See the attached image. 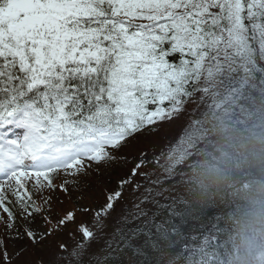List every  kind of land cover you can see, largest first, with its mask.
<instances>
[{"label": "snow or ice", "instance_id": "snow-or-ice-1", "mask_svg": "<svg viewBox=\"0 0 264 264\" xmlns=\"http://www.w3.org/2000/svg\"><path fill=\"white\" fill-rule=\"evenodd\" d=\"M255 49L264 50V0H0V190L19 191L22 178L35 177L40 192L63 170L74 178L61 185L67 191L93 164L114 161V151L143 127L179 113L206 61ZM152 184L155 196L146 188L119 221L117 248L137 247L139 236L162 239L171 249L166 264H209L223 226L186 236L169 220L157 223L147 205L165 208L155 197L167 189ZM120 197L110 194L96 212L97 230ZM17 203L25 218L41 212L30 195ZM3 210L0 228L13 242L34 244L75 219L67 212L56 229L38 236L31 227L21 231L17 217ZM79 231L74 246L59 245L68 264H88L96 232ZM0 264H12L5 240Z\"/></svg>", "mask_w": 264, "mask_h": 264}, {"label": "trees", "instance_id": "trees-1", "mask_svg": "<svg viewBox=\"0 0 264 264\" xmlns=\"http://www.w3.org/2000/svg\"><path fill=\"white\" fill-rule=\"evenodd\" d=\"M254 51V54L251 52L253 58L246 64L250 66V72L246 75L248 81L243 80L245 72L241 74L240 69H236L230 74V90L216 87L204 93L206 103L197 115V123L200 125V122H204L202 139L205 142L210 140L205 155L197 150L189 158V164L185 158L178 163L174 162V158L165 162L163 168H170V164L176 165L184 173L183 176L175 174L182 186L176 189L174 184L166 179L162 185L167 191L163 196L155 197L166 207L158 209L152 203L147 205L150 211L157 213V223L169 220L186 236H199L209 228H212V234H215V227L222 225L223 229L219 234L220 246L207 258L209 264H264V248L256 245L257 233L253 226L254 212L264 207V70L259 62L255 61L258 57L256 49ZM230 59V55H223L217 69H229ZM204 66L198 76L202 74ZM260 68L262 78L257 73ZM253 70L256 73L251 72ZM253 83L256 87L258 84L260 89L251 90L262 94V98L258 97L257 104L251 109L245 107L241 114L238 109L239 120L221 124L211 117L209 99L220 104L233 97L237 98L241 92L251 94V91H246L241 86L245 84L250 87ZM190 87L193 89L191 92L195 93L205 89L195 82ZM206 112L208 117L205 119L203 114ZM171 171L172 169H163V174L166 172L169 177ZM152 189L155 196L158 186ZM146 194L130 204L127 214L135 211L134 205ZM10 211L13 212V209ZM123 216L116 218L117 224L111 229H107L110 224L105 226L103 231L92 229L96 232V239L86 257L88 264H166L171 249L162 239L158 242L139 236L135 242L137 247L129 249L121 245L117 248L119 241L114 236L116 231L112 230L123 227L119 223ZM72 226V236L77 237L78 242L82 238L78 229L84 226V222L80 223L77 230L75 225ZM130 227H135V224ZM108 244H112L111 249L107 247ZM100 245L102 248L98 250ZM37 252L33 247L30 248L29 254L34 259L30 260L31 264H44L47 255L36 254ZM50 264H68L67 256L50 260Z\"/></svg>", "mask_w": 264, "mask_h": 264}, {"label": "rangeland", "instance_id": "rangeland-1", "mask_svg": "<svg viewBox=\"0 0 264 264\" xmlns=\"http://www.w3.org/2000/svg\"><path fill=\"white\" fill-rule=\"evenodd\" d=\"M256 53L258 58L255 61H258L264 70V50L256 49ZM226 54L230 55V57L233 54L235 55L234 58L236 59L232 58L234 61L231 60L230 64L234 63L231 66L240 64L241 70L239 73L241 74L244 73L242 69H246L243 80L247 79L246 81H248L246 75L250 71L246 64L250 61V58H253L250 50H244L241 55L228 50L218 54L216 63L206 61L202 74L203 79H208V81L205 82L206 87L203 92L197 95L191 93L187 97V102L181 105V111L173 113L171 118L165 116L163 120H157L154 124L145 126L135 137L128 138L118 150L114 151L113 154L116 157L114 161L102 163L99 166L93 164L86 172L79 175L77 183L73 184L70 182L66 185L67 191L61 190V185L65 180L72 181L74 178L66 175L63 170L57 172V176H52V188L46 187L40 192L36 191L35 177L22 178L24 186L19 191L7 186L0 190V195L6 193L3 206H0V216H7V213L3 210L4 207L12 209L15 206L16 210L13 209V214L17 217L20 230L23 231L26 227H31L38 236L56 229V222L62 219L67 212H75L73 222H70L67 227L52 231L56 232L45 236L43 239H38L36 241L37 245H34L26 238L15 240V242L8 240L3 235V229L0 228V240L7 242V251L12 264H31L30 260L34 259L29 254V251L32 247L38 251L36 254L47 255V260L44 264H50V260L66 257V254L60 252L59 245L66 243L71 248L77 243V237L72 236L74 234L72 225H75L77 230L80 223L84 222L85 227L95 230L96 212L106 204L110 194L120 192L121 197L114 205L115 211L108 216L105 222L106 226L110 224L107 229L116 226V218L126 215L130 210V204L138 200V197L144 195L146 188L156 187V185L152 184V181H157L164 177L163 169H172V171L169 177H164L161 180L162 183L167 179V181H171L174 184L176 189L181 188L182 185L178 183L175 174L183 176L184 173L176 165L170 164V168H163V164L172 158H174L175 163L185 158L189 164L191 162L189 158L197 150L205 155V149L209 146L210 140L205 142L202 139L204 122H200L199 125L197 123V115L206 103L204 93L216 87L217 83H224V79L217 81V76L214 73L219 66L220 58ZM262 69L260 68L257 71L260 74V78H262ZM251 72L256 73L255 70ZM253 84L250 87H246L245 84L241 86L246 91H251V94L241 92L237 98L233 97L220 104L209 99L211 117L221 124L225 123V121L233 122L239 120L238 109H240L241 114L245 107L251 109V107L256 105L258 97L262 98V94L251 90V88H256L258 91L260 89L258 84L257 87L255 83ZM237 103L241 104L238 105ZM165 107H168V105L166 104ZM203 117L205 119L208 117L207 112L203 114ZM21 132L22 130H20ZM191 135L195 136L188 139ZM138 164L141 167L137 168ZM133 169H136L135 175H133ZM40 179L43 183V177ZM21 195H30L35 205L41 209V212L33 213L32 217L25 218L22 216L21 209L17 203V197ZM112 231L115 232L116 229ZM101 248L100 245L98 250H101ZM18 252L19 255L17 254Z\"/></svg>", "mask_w": 264, "mask_h": 264}, {"label": "clouds", "instance_id": "clouds-1", "mask_svg": "<svg viewBox=\"0 0 264 264\" xmlns=\"http://www.w3.org/2000/svg\"><path fill=\"white\" fill-rule=\"evenodd\" d=\"M254 228L257 235L255 236V243L258 247L264 248V207H261L254 212Z\"/></svg>", "mask_w": 264, "mask_h": 264}]
</instances>
